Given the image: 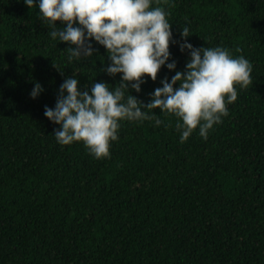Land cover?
I'll return each instance as SVG.
<instances>
[{
  "label": "trees",
  "instance_id": "obj_1",
  "mask_svg": "<svg viewBox=\"0 0 264 264\" xmlns=\"http://www.w3.org/2000/svg\"><path fill=\"white\" fill-rule=\"evenodd\" d=\"M156 4L173 39L187 25L192 45L246 57L250 83L206 139L194 129L181 141L177 117L159 113L156 126L122 121L110 155L95 158L80 141L58 144L43 106L69 75L118 82L99 71L103 46L68 61L35 6L0 0V264H264V0ZM168 49L183 69L187 51ZM172 74L161 66L130 94L147 103Z\"/></svg>",
  "mask_w": 264,
  "mask_h": 264
},
{
  "label": "clouds",
  "instance_id": "obj_2",
  "mask_svg": "<svg viewBox=\"0 0 264 264\" xmlns=\"http://www.w3.org/2000/svg\"><path fill=\"white\" fill-rule=\"evenodd\" d=\"M153 2L23 0L28 9H38L50 38L66 42L68 61L91 57L94 41L103 46L107 58L99 71L108 76L119 74L118 82L111 86L93 79L87 87L80 86L75 75L62 80L54 105L43 106V116L58 125L52 130L58 144L80 141L95 158L107 157L122 121L150 119L156 126L162 123L159 113L177 117L175 127L181 141L194 129L206 139L208 130L227 114V102L236 99L237 86L242 89L250 83L251 63L246 57L233 56L220 45H192L184 39L189 36L187 25L179 29L181 39H173L165 9L152 6ZM170 42L179 51H187L183 69L173 71L176 61L169 59ZM161 66L173 74L161 77L147 103L130 94L129 89L140 91L145 77L155 80ZM42 90L34 82L29 96L35 98Z\"/></svg>",
  "mask_w": 264,
  "mask_h": 264
}]
</instances>
